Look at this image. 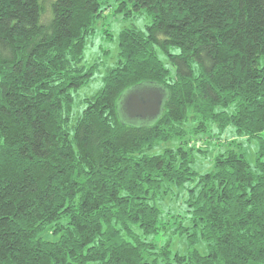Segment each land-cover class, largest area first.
Masks as SVG:
<instances>
[{"label":"trees","instance_id":"16d2710c","mask_svg":"<svg viewBox=\"0 0 264 264\" xmlns=\"http://www.w3.org/2000/svg\"><path fill=\"white\" fill-rule=\"evenodd\" d=\"M110 1L0 0V264H264V0H116L151 21L119 32L76 111ZM144 84L164 88L162 112L128 121L119 100ZM174 187L185 209L165 216ZM168 221L186 251L152 239Z\"/></svg>","mask_w":264,"mask_h":264},{"label":"rangeland","instance_id":"374dc122","mask_svg":"<svg viewBox=\"0 0 264 264\" xmlns=\"http://www.w3.org/2000/svg\"><path fill=\"white\" fill-rule=\"evenodd\" d=\"M119 3L116 0H111L109 5L104 9V17L100 19L97 24V30L94 36L88 41L85 52L83 63L86 65L97 64L94 76L92 80L80 87L74 92L76 97V111H80L84 105V98L95 94L104 85V75L106 74L108 68L115 64L117 54H118V35L123 28L127 27H138L144 28L147 23L151 21V17L148 16L144 10L137 11L130 8L131 12L128 14V9L116 11V7ZM166 64H169L167 56L163 57ZM119 109L122 116L128 121L130 120L125 113L122 112V106L119 101ZM138 118H133V122H137ZM231 132L225 133L223 136V141L230 139ZM264 137V131L261 133ZM241 142V150L245 153L246 158L253 165L256 161V155L259 148V139L252 138L247 139L244 137H238ZM177 140H170L168 142H162L160 145L155 147L151 153H156L161 151L165 147H170L176 145ZM178 143V142H177ZM211 153V155H213ZM195 169L199 172H207L213 169L212 157H197L195 163ZM186 196V190L184 188L174 187L173 192L167 196V200L162 204L163 215H167V212H183L185 209L184 201ZM167 217H165V220ZM169 228L166 231L160 232L158 235L152 237V239L159 241L160 243L166 240H171V248L174 251L184 252L188 249L189 245L184 236L174 234L171 232L172 223L167 222ZM197 247L202 251L206 252L207 247L205 244L198 243Z\"/></svg>","mask_w":264,"mask_h":264},{"label":"water","instance_id":"95a60500","mask_svg":"<svg viewBox=\"0 0 264 264\" xmlns=\"http://www.w3.org/2000/svg\"><path fill=\"white\" fill-rule=\"evenodd\" d=\"M166 92L162 86L144 84L132 87L124 92L120 98L122 112L131 120L150 122L162 112Z\"/></svg>","mask_w":264,"mask_h":264}]
</instances>
